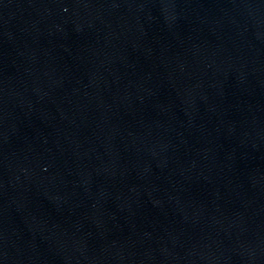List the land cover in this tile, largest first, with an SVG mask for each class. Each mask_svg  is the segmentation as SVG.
<instances>
[{
    "label": "water",
    "instance_id": "1",
    "mask_svg": "<svg viewBox=\"0 0 264 264\" xmlns=\"http://www.w3.org/2000/svg\"><path fill=\"white\" fill-rule=\"evenodd\" d=\"M0 264H264V0H0Z\"/></svg>",
    "mask_w": 264,
    "mask_h": 264
}]
</instances>
